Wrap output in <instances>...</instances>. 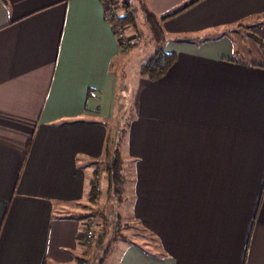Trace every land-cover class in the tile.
Here are the masks:
<instances>
[{"label":"crops","instance_id":"crops-1","mask_svg":"<svg viewBox=\"0 0 264 264\" xmlns=\"http://www.w3.org/2000/svg\"><path fill=\"white\" fill-rule=\"evenodd\" d=\"M163 27L176 60L152 80L138 74L152 49L141 51L127 82L112 63L138 45L123 49L101 0H0V264L92 263L114 233L126 241L116 264H264V0H199ZM129 95L130 215L125 181L106 201L100 179V210L89 186ZM93 210L106 235L83 246ZM118 222L154 234L164 255Z\"/></svg>","mask_w":264,"mask_h":264},{"label":"trees","instance_id":"trees-1","mask_svg":"<svg viewBox=\"0 0 264 264\" xmlns=\"http://www.w3.org/2000/svg\"><path fill=\"white\" fill-rule=\"evenodd\" d=\"M101 1L104 6L105 17L109 22L112 24L117 23L122 29L121 33L125 32L126 28L128 27L132 30L134 34V40L129 42L130 45H138L139 41L143 38L151 43L150 45H152L154 49L151 51L149 57L140 64L138 74L140 76H145L149 79L155 80L167 72V70L176 60L177 56L176 52L166 51L164 49V45L168 41V34L163 27L164 20L192 6L199 0H186L175 9L163 14H156L153 12L148 7L147 0ZM110 10L113 11V14L111 15ZM128 125L129 118L126 117L122 122L114 119L113 127H111L109 123L102 161L99 163L92 179L89 181L90 189L93 192L91 196V202L94 204L95 210H100L99 201L102 194V191L100 190V179L105 181L106 188L104 193L106 194V201H108V199H119L121 194V188L125 181L123 173V165L125 161L123 160L120 153V146L123 142V137ZM30 143L31 138H29L27 141L23 153V160L26 157ZM102 206H104V204H102ZM97 207H99V209ZM95 210L83 213L81 218L86 219L85 221L94 220V217L99 214L101 222L107 220L103 210L102 212H97ZM117 227L118 231L121 230V228H119L121 227L120 222H118ZM132 228V225L128 226V229H134V232H132L133 236L146 235L149 238L147 244H143V246H141L142 244L140 245L141 249L145 253L151 255H164V251L160 246L159 240L154 236V234L149 233L142 227H139V229L136 227L133 229ZM105 235L106 231L104 225V227H102L100 231L97 230V234H95L94 241L96 240V244H101ZM109 247L110 244L107 243L106 248L103 250V257H105V255L108 253ZM102 261L103 259H100V264H102ZM87 263L92 264L91 262Z\"/></svg>","mask_w":264,"mask_h":264},{"label":"rangeland","instance_id":"rangeland-1","mask_svg":"<svg viewBox=\"0 0 264 264\" xmlns=\"http://www.w3.org/2000/svg\"><path fill=\"white\" fill-rule=\"evenodd\" d=\"M109 22V21H108ZM111 25L112 23L109 22ZM122 30V29H121ZM124 33V34H123ZM121 33V40L123 39V43L121 44L123 49L126 50L128 49V45L129 44V37L131 35H133V32L132 30L128 27L126 28L125 32ZM134 40V38H132V41ZM131 42V41H130ZM151 43L146 40V39H141L138 43V46L134 47V52L132 53L131 57L127 56L130 54V50H126L128 51L126 53V57L124 56H118L116 57V60L113 61L112 63V68L115 72H119L122 74V78L128 82L129 80V76L130 75H133V71L135 70V66L139 63L140 61V58L139 56L141 55V51L143 52L144 51V55L143 57L146 55V53H148V51H150V49H154L152 47V45H150ZM140 54V55H139ZM237 58L239 56H236ZM124 59V60H123ZM124 64V68H122L121 66ZM122 68V70H121ZM122 71V72H121ZM130 94V93H129ZM132 95L130 96L129 95V98L127 99V102H122L121 100H118L116 102V111H115V115H114V119H117L119 120L120 122H122L125 117L126 118H129L130 117V110H131V106H132ZM113 124H114V120L113 121H110V126L113 127ZM123 171H124V174H125V184H124V187H123V197L125 198L126 196H128L129 198L128 199H125L124 201H120L121 202V206L123 209H127V214L130 215L131 212H129L131 210V193H132V180H130V176H131V170L130 168L127 166L126 162L124 163L123 165ZM101 186V185H100ZM102 189V187H101ZM116 202H111L109 203L107 206H106V212H108V216H109V221L110 223L114 224L115 223V215H116V212H114V210L112 209L113 208V204H115ZM124 203H125V206H124ZM89 206V205H87ZM126 221H131L129 220L128 218L125 219ZM95 222V225H96V230H95V234L97 233V230L98 228L100 227V218H99V214L96 215L94 217V220ZM114 223H113V222ZM129 224V225H128ZM131 222H127V224H122L121 225V230L124 231L130 235V239H137L136 236H133L132 235V232H134V230H131V229H128V226H131V225H136V223H132L131 225ZM126 225V227L124 228V226ZM119 230V231H121ZM117 234V240H108V241H104L102 243V248L100 249L99 247V250H98V253L96 254V256L93 257V260H92V264H100V259H101V254L103 253L102 251L106 248L107 246V243L111 244L110 247H109V251H108V254L107 256L104 258L102 264H116L118 262V256L120 255V247L121 245L126 242L124 239L121 238V236H119L120 234L118 233H114V235ZM138 240V239H137ZM121 242V243H120Z\"/></svg>","mask_w":264,"mask_h":264},{"label":"built area","instance_id":"built-area-1","mask_svg":"<svg viewBox=\"0 0 264 264\" xmlns=\"http://www.w3.org/2000/svg\"><path fill=\"white\" fill-rule=\"evenodd\" d=\"M113 14V11L110 10V15ZM114 27V30L117 35L121 36V27L117 23L112 24ZM120 43H123V39L121 40V37L119 39ZM95 230H96V225L93 220H88L85 221L83 225V229L81 232V242L83 246H90L95 238ZM78 264H88L85 260L80 259L78 260Z\"/></svg>","mask_w":264,"mask_h":264}]
</instances>
